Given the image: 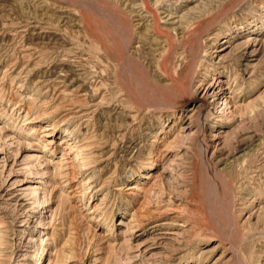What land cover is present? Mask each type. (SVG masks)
Listing matches in <instances>:
<instances>
[{"label":"rangeland","instance_id":"374dc122","mask_svg":"<svg viewBox=\"0 0 264 264\" xmlns=\"http://www.w3.org/2000/svg\"><path fill=\"white\" fill-rule=\"evenodd\" d=\"M0 264H264V0H0Z\"/></svg>","mask_w":264,"mask_h":264},{"label":"bare ground","instance_id":"6f19581e","mask_svg":"<svg viewBox=\"0 0 264 264\" xmlns=\"http://www.w3.org/2000/svg\"><path fill=\"white\" fill-rule=\"evenodd\" d=\"M50 136V135H49ZM35 188H37V187H35Z\"/></svg>","mask_w":264,"mask_h":264}]
</instances>
